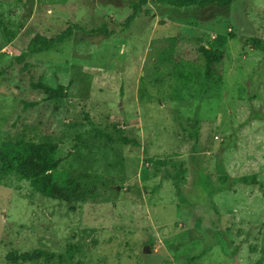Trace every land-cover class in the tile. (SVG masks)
<instances>
[{"label": "rangeland", "instance_id": "374dc122", "mask_svg": "<svg viewBox=\"0 0 264 264\" xmlns=\"http://www.w3.org/2000/svg\"><path fill=\"white\" fill-rule=\"evenodd\" d=\"M132 1L0 0L2 160L67 155L56 179L78 191L0 183V264H264V0H148L127 28ZM75 22L112 33L78 31L21 60L36 34ZM202 44L224 53L210 79ZM39 82L68 95L48 99ZM194 119L197 139L179 124ZM218 158L259 183L211 194Z\"/></svg>", "mask_w": 264, "mask_h": 264}, {"label": "trees", "instance_id": "16d2710c", "mask_svg": "<svg viewBox=\"0 0 264 264\" xmlns=\"http://www.w3.org/2000/svg\"><path fill=\"white\" fill-rule=\"evenodd\" d=\"M160 3L172 5L175 7H190V6H198V7H207L211 5H216L218 7H227L231 5L235 0H157ZM148 2V0H133L132 1V13L124 20L123 25L125 27H130L133 21L136 19L138 13L143 10L144 5ZM84 32V33H100L103 35H110L112 31L108 28L106 24H101L95 27H86L81 25L78 22L71 23L67 25L64 29L59 31L58 33L47 36L44 34H36L32 37L27 45L26 50L23 52L24 59L29 54L36 52L38 49L49 48L56 44H60L64 42L66 39L72 37L76 32ZM12 36H15L13 33ZM264 48V45H262ZM200 53L204 56L207 64L206 76L208 79L212 77V70L215 64H218L223 61L224 53L219 49L208 48L206 45L202 44L199 47ZM186 77V76H184ZM33 86L36 88L44 89L48 92V99L66 97L68 95V86L61 84L58 82L56 87H51L45 83H33ZM26 106H34L37 105L38 102H26ZM182 129L193 136L194 138H198L199 136V121L197 119L185 122L184 120H180L179 122ZM98 134L103 138H108L111 141H115V138L110 134H105L100 130L96 129ZM118 140L129 144L130 140L126 137L119 136ZM67 158V155H57L56 157L50 159L43 152L36 151L29 155V159L27 161L19 162H4L0 155V183L8 184L9 180L12 177L18 181L15 185L17 188L20 187L21 181L29 182L32 189L44 196L51 197L54 199H61L65 201L77 200V185L73 182L70 184H60L56 179V175L63 169L64 161ZM216 179L213 180L210 176H207V181H204V186L211 194H216L222 191H228L233 186L244 183H259L256 176L248 174L242 176H231L221 158H218L216 164ZM11 177V178H9ZM179 195L181 194V189L177 186ZM181 197V196H180ZM182 198V197H181ZM213 209L220 213L217 209L216 205H213ZM264 251V246H263ZM44 264H61V263H44ZM69 264H88L84 260H78L76 262H72Z\"/></svg>", "mask_w": 264, "mask_h": 264}, {"label": "water", "instance_id": "95a60500", "mask_svg": "<svg viewBox=\"0 0 264 264\" xmlns=\"http://www.w3.org/2000/svg\"><path fill=\"white\" fill-rule=\"evenodd\" d=\"M150 251V247L146 246V248L144 249V252H149Z\"/></svg>", "mask_w": 264, "mask_h": 264}]
</instances>
